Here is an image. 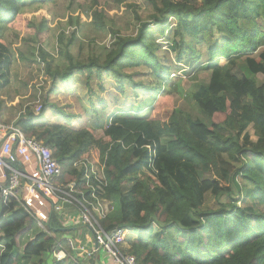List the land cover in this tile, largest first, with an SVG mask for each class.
<instances>
[{
    "label": "trees",
    "instance_id": "16d2710c",
    "mask_svg": "<svg viewBox=\"0 0 264 264\" xmlns=\"http://www.w3.org/2000/svg\"><path fill=\"white\" fill-rule=\"evenodd\" d=\"M18 1L0 0V55L8 56L5 69L13 57L1 39L23 9ZM147 1L158 37L150 33V22L140 20L136 13L140 25L134 36L124 37L112 31L113 44L104 58L93 54L81 61L68 55L69 64L64 71L52 69L49 59L53 57L39 46L38 55L46 65L50 91H55L58 84L69 86V80L74 78L91 92L93 82H97L95 93L87 103L78 98L74 114L50 102L44 91L40 94L42 105L37 108L41 111L24 110L16 124L28 137L51 150L63 168L64 181L81 182L83 171L73 168L79 160H89L102 169L106 181L102 197L107 201L118 197L119 210L110 212L100 225L105 231L123 228L143 234L128 242L127 253L138 264H264V213L237 207L241 192L249 193L245 185L240 188L239 197L232 194L239 178L256 189L264 204V51L253 57L264 48V0ZM89 10L92 23L104 28L103 13L97 7ZM42 22L40 36L36 27L31 30L40 44L45 40L47 27L45 20ZM169 31L167 51L174 54L178 64L196 66L190 77L171 85V67L157 56L162 45L156 43ZM63 36V32L58 36L60 44ZM76 39L73 34L65 54ZM195 44L206 48V61L202 64L200 56L194 55ZM220 59L226 63L219 64ZM139 67L150 70L166 93L151 108L136 105L125 109L120 103L127 96V86L130 90H146L133 79L137 71H131ZM1 68L0 63V71ZM237 71L245 73V79L237 76ZM2 78L5 75L0 74ZM10 82L5 79L3 88L0 82V92ZM110 82L123 93L117 94L108 87L112 86ZM174 93L193 101L209 124L177 108L172 100ZM47 110L59 119L52 124L44 122ZM86 117L89 127L78 128L72 123V119L82 121ZM248 128L259 142L251 149L239 142ZM95 130H101L102 136L97 138ZM224 130L229 131L228 137ZM164 136L171 137L166 144L161 142ZM152 150L155 174L150 167ZM220 155L239 161V168L228 178L222 172ZM201 172L209 178L203 179ZM206 195L217 200L229 196L231 202L218 211L204 210ZM16 211L20 210L13 201L3 202L0 198V249L6 250L0 255V264L41 261L52 243L44 233L37 232L22 245L21 253L15 254L21 238L33 229L22 211L23 218H11ZM53 223L54 220L52 226ZM52 226L54 232L60 233ZM155 228L159 231L151 237ZM53 262L87 264L70 259ZM45 263L46 259H42L40 264Z\"/></svg>",
    "mask_w": 264,
    "mask_h": 264
},
{
    "label": "rangeland",
    "instance_id": "374dc122",
    "mask_svg": "<svg viewBox=\"0 0 264 264\" xmlns=\"http://www.w3.org/2000/svg\"><path fill=\"white\" fill-rule=\"evenodd\" d=\"M31 0H19L18 3L22 5L23 9L16 18L14 24L9 26L6 30V34L2 36V41L5 42L12 54L10 67L5 69V65L8 56L5 54L0 55L1 71L0 74L5 75V78L0 80L1 88L5 79H8L10 85L0 92V122L3 124H11L18 120L24 110L34 109L35 113H39L38 106L42 105L40 102V94L47 92L49 94V101L54 102L63 108L66 113H76L75 107L76 101L79 98L82 103H87L88 98H92L95 93L97 82H93L92 92L88 90L85 85L77 83L74 78L69 80V86L58 84L55 91H50L48 85V75L45 69V64L40 60L38 55V48L42 46L43 49L48 52L53 59H49L52 69H61L64 71L68 66V55L73 60L86 61L90 55H96L104 58L105 53L110 47H112L114 36L112 31L120 33L124 37L134 36L140 25L136 18V13L139 14V19L142 21L150 22L148 29L150 33H153L154 37H158L157 27L151 20L150 15L152 11L151 6L147 0H57L54 3H30ZM24 5V6H23ZM97 7L104 15V28L95 26L90 19V8ZM172 19V18H171ZM42 20L46 22V34L45 40L38 42V38L35 33L31 32L36 27V32L40 36V26L43 24ZM170 21V19H168ZM32 27V28H31ZM64 33L62 43L58 42V36L60 33ZM77 36L76 41H73L72 45L68 47L69 53L66 52V44L70 41L72 35ZM89 40V42H87ZM171 41V31L165 33L161 38H157L156 43L162 45L161 51L157 53V56L165 61H168L170 70V80L168 85L190 77L195 71V65L187 67L185 64H178L174 58L172 52H168L167 43ZM82 48H80V44ZM35 48V49H34ZM92 48L93 52H89ZM196 53L195 56H200V64L206 61V48L203 44H195ZM0 51H2L0 49ZM264 51L261 48L253 57ZM8 55V54H7ZM11 58V57H9ZM226 63V60L220 59L219 64ZM137 71V74L135 73ZM136 74L133 79L142 83L145 89L139 88L138 90H130L129 86L124 89L127 96L120 105H125V109H134L140 106H147L151 108L162 97L166 91L157 84L151 75L150 70L144 67H139L134 71ZM236 75L245 79V73L237 71ZM75 77V76H74ZM200 78L202 76L200 75ZM48 81V82H47ZM261 83L262 81H258ZM117 94L123 93L118 91L114 87V83L110 82ZM153 89L149 92V89ZM33 94V97L30 95ZM105 97V94H102ZM102 97V96H101ZM120 99L121 96H118ZM172 100L177 108L184 113L189 114L193 119H201L205 123L209 124V121L199 112L197 105L188 98H182L175 94L172 96ZM88 106V104H87ZM97 106H99L97 104ZM122 106V107H123ZM90 107V106H88ZM134 107V108H133ZM114 106L111 107L112 111ZM44 122L52 124L59 119V117L51 116L47 110L45 112ZM61 119V118H60ZM72 123L75 127H89L90 123L86 117L82 121L72 119ZM224 135L229 136L230 133L224 130ZM94 134L97 138L102 136L101 130H95ZM240 144L244 145L245 149H251L256 144H259L258 138L253 135V130L248 128L239 139ZM222 172L225 176L230 177L234 171L239 168V161L237 159L231 160L226 155L219 156ZM264 165V163H263ZM206 173V172H204ZM204 178H209V175L204 174ZM65 182V181H64ZM237 187L233 188L234 198L239 197L238 193L244 185L249 190L248 195H244L241 192L240 200L237 202V207L246 209L247 211H254L256 214L264 213V204L261 203V198L256 195V189L242 182L239 178L236 179ZM127 187L123 188L125 191ZM118 197H113V200L107 202L109 207H114L113 211L119 210ZM263 201V200H262ZM231 198L229 196L220 197L218 200L212 195H206L205 203L203 204L204 210L218 211L223 207L230 204ZM110 211V212H113ZM54 224V223H53ZM79 234L91 237V233L85 230L83 227H78ZM159 230L154 229L151 237ZM38 230L32 229L29 236L22 237L20 240V247L16 250L15 254H19L22 251V245L33 237ZM133 233L135 235H133ZM126 245L123 249L129 248V241H134L138 237L141 238V232L132 231L130 233ZM186 238V233H183ZM125 251V250H124ZM45 259V258H44ZM33 260L29 264H36Z\"/></svg>",
    "mask_w": 264,
    "mask_h": 264
},
{
    "label": "built area",
    "instance_id": "2783aa9c",
    "mask_svg": "<svg viewBox=\"0 0 264 264\" xmlns=\"http://www.w3.org/2000/svg\"><path fill=\"white\" fill-rule=\"evenodd\" d=\"M154 153L152 150L150 167L155 174ZM73 168L83 171L81 182H64L63 168L43 142L28 137L16 121L0 122V198L3 202L13 201L15 208L32 222L33 229L51 238V258L79 262L82 257L89 259L102 250L115 264H138L123 249L132 231H105L100 225L114 209L102 197L106 187L102 169L86 159L75 162ZM52 220L55 231H77L78 227L88 230L91 237H86L92 239L91 248L80 246L72 235H56L50 227Z\"/></svg>",
    "mask_w": 264,
    "mask_h": 264
},
{
    "label": "crops",
    "instance_id": "0c3cea01",
    "mask_svg": "<svg viewBox=\"0 0 264 264\" xmlns=\"http://www.w3.org/2000/svg\"><path fill=\"white\" fill-rule=\"evenodd\" d=\"M171 139V137H167V136H164V137H162L161 138V142L163 143V144H166L169 140ZM204 174H206V173H204V172H201V177L203 178V179H205L204 177H203V175ZM207 179V178H206ZM107 201V200H106ZM16 214L14 215V216H11V218L14 220V219H20V218H23L24 217V215H23V213L21 212V211H19V212H15ZM77 231L75 230V229H69V230H63V231H60V233H56V235H58L59 237H61V235L62 234H67V235H72L75 239H76V241L78 242V244L80 245V246H87L88 247V249H90L91 248V245H92V243H91V241H92V239H91V241H90V239H88L86 236H84L82 233L81 234H79L78 232H77V234L75 235V233H76ZM137 232V231H136ZM133 235H135L134 233H133ZM77 236V237H76ZM24 237V236H23ZM125 245H126V243H125ZM49 246V247H48ZM48 246H47V252H48V254H46L45 256H42L41 258H40V260L42 261V259L43 260H45L46 259V263L45 264H54V262H53V259L51 258V253H52V250H50L52 247H51V244L49 245L48 244ZM124 248V247H123ZM129 248H127V249H124L126 252H127V250H128ZM3 253H6V250L4 249V247H2L1 249H0V255H2ZM45 258V259H44ZM41 261H39V259L38 260H36L35 261V263L36 264H40L41 263ZM79 262H86L87 264H115L114 263V261L112 260V258L110 257V256H108L105 252H103L102 250H98L91 258H89V259H87L85 256L84 257H82L81 259H80V261ZM77 263V262H76Z\"/></svg>",
    "mask_w": 264,
    "mask_h": 264
}]
</instances>
